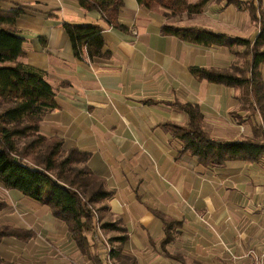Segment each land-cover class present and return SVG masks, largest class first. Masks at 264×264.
I'll list each match as a JSON object with an SVG mask.
<instances>
[{"label":"crops","instance_id":"obj_1","mask_svg":"<svg viewBox=\"0 0 264 264\" xmlns=\"http://www.w3.org/2000/svg\"><path fill=\"white\" fill-rule=\"evenodd\" d=\"M0 1L20 12L14 29L25 39L23 62L43 72L56 91L57 107L45 114L40 132L90 153L88 166L113 191L97 205L107 207L101 220H121L128 229L124 255L135 264H264V156L204 166L182 152L184 143L170 127L189 124L176 103H194L211 138L253 137L262 118L241 107V89L191 72L193 66L230 69L248 56L252 61L250 49L193 44L162 32L170 23L254 42L264 0H210L202 12L171 20L138 0H124L119 21L126 29L108 25L99 10H87L79 0ZM255 4L262 16L253 12ZM66 23L103 27L110 57H77ZM260 70L264 77V63ZM0 187L14 207L45 213L38 235L25 241L34 250L23 264H107L101 245L93 240L83 253L48 207ZM157 212L177 223L167 242Z\"/></svg>","mask_w":264,"mask_h":264},{"label":"trees","instance_id":"obj_2","mask_svg":"<svg viewBox=\"0 0 264 264\" xmlns=\"http://www.w3.org/2000/svg\"><path fill=\"white\" fill-rule=\"evenodd\" d=\"M209 1L138 0L146 8L161 12L167 20L183 14H198ZM79 2L87 10H99L108 25L126 29L119 21L124 0ZM259 8L260 4H255L253 12L257 13ZM19 13L18 10L6 9L0 1V184L8 189H16L48 207L55 218L66 225L84 252L94 240L93 232L97 226L95 211L107 210L106 206L97 210L94 206L98 207L99 203L112 197L113 191L88 166L90 153L76 147L66 148L62 139L40 132L45 114L57 107L56 91L43 72L23 62L25 39L14 29ZM261 22V32L254 42L206 28L179 27L170 23L162 28L163 34L175 35L193 44H244L250 49L252 61L247 68L193 66L191 72L199 79L241 89L240 101L244 109L252 113L257 111L262 118V125L255 127L253 137L242 141L215 140L204 130V115L198 104L176 103L180 110L189 115V124H172L171 130L183 141L182 152H190L204 166H224L232 160L257 162L264 156V77L260 70V65L264 63L263 18ZM65 28L73 41L77 57L85 53L91 60L110 57V52L105 50L103 27L66 23ZM249 72L250 77L247 76ZM233 116L240 118L236 113ZM4 205L5 202L0 201V208ZM156 214L165 224L167 242L171 229L177 223L161 212ZM100 225L104 231L116 230L121 234L109 238L113 246L111 257L114 264H135L134 258L123 253L129 234L122 221L100 220ZM5 228H0V242L4 236L26 239L31 234L12 226Z\"/></svg>","mask_w":264,"mask_h":264},{"label":"rangeland","instance_id":"obj_3","mask_svg":"<svg viewBox=\"0 0 264 264\" xmlns=\"http://www.w3.org/2000/svg\"><path fill=\"white\" fill-rule=\"evenodd\" d=\"M257 11L259 15L262 16V13L260 12L261 11L260 8ZM248 54L249 52L247 51V56ZM250 59H251L250 56H248V58L246 57L245 60L241 59L242 61L235 66L238 69L247 68L249 67ZM241 107H244L242 101H241ZM248 113L250 112L248 111ZM1 189L2 188L0 187V201L5 202V205L2 208H0V228L12 226L15 228L26 230L30 232L31 234L26 239H20L12 235L4 236L0 242V264H23L22 259L24 255L26 253L29 254L28 253L29 250L30 251L34 250V247L32 246L28 247L29 245H27L25 241H28L29 239H31L32 236L38 235L39 233L37 229L38 223L44 220L41 217L45 213H43L39 208L34 211H30L28 207H19L18 205L14 207V205L8 200L6 195L2 193L3 190ZM94 207L96 208V210L98 209V207L96 206ZM48 210L52 213V211L49 208ZM97 213H98L99 219L101 220L102 219L101 212L97 210ZM8 219H10V221ZM4 230L7 231L6 228ZM113 232L114 233L112 234V236H110V234L107 231H104L105 236L108 239L110 237L112 238V237H117L121 235L119 231L114 230ZM83 253L88 254V248H85V251Z\"/></svg>","mask_w":264,"mask_h":264},{"label":"built area","instance_id":"obj_4","mask_svg":"<svg viewBox=\"0 0 264 264\" xmlns=\"http://www.w3.org/2000/svg\"><path fill=\"white\" fill-rule=\"evenodd\" d=\"M96 217H97V226L94 231V240L97 244L101 245L104 249L105 255H106V261L108 264H114V261L111 257V252L113 249V246L109 239L105 236L104 230L100 225V220L98 219V213L95 211Z\"/></svg>","mask_w":264,"mask_h":264}]
</instances>
